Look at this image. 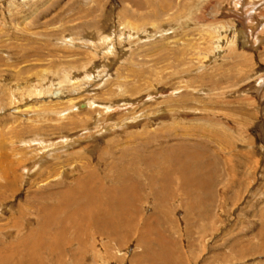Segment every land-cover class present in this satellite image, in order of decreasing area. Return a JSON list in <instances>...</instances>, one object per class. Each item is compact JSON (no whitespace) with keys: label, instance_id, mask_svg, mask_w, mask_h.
Instances as JSON below:
<instances>
[{"label":"rangeland","instance_id":"obj_1","mask_svg":"<svg viewBox=\"0 0 264 264\" xmlns=\"http://www.w3.org/2000/svg\"><path fill=\"white\" fill-rule=\"evenodd\" d=\"M162 3L0 0V264H264V0Z\"/></svg>","mask_w":264,"mask_h":264},{"label":"bare ground","instance_id":"obj_2","mask_svg":"<svg viewBox=\"0 0 264 264\" xmlns=\"http://www.w3.org/2000/svg\"><path fill=\"white\" fill-rule=\"evenodd\" d=\"M160 2H164V3H162V4H164V5H166L165 4V2H166V0H160ZM168 4V3H167ZM263 15V14H262ZM128 24V26H129V23H127ZM233 52H236L235 51V48L233 49ZM232 52V53H233ZM235 55H237L236 53H235ZM13 97H14V95H13ZM12 102V101H11ZM13 103V102H12ZM5 139V138H4ZM151 142V141H150ZM187 151H190V150H187ZM184 152V151H183ZM186 152V151H185ZM192 156L193 155H191L190 154V152L188 153V152H186L184 155H183V157H184V161H183V158H181V162H183V166L185 165V162H186V160L185 159H189L190 157H191V159H192ZM178 159V158H177ZM190 159V160H191ZM167 161V160H166ZM165 161V162H166ZM185 168V167H184ZM184 168H182L183 170H184ZM187 168V167H186ZM118 170V169H117ZM125 170V169H124ZM180 171H181V169H180ZM203 171H204V169H203ZM184 172V171H183ZM94 173V172H93ZM91 175V174H90ZM119 175V174H118ZM79 178V177H78ZM89 179V178H88ZM117 180V179H116ZM91 182H89L88 184H85V182L84 181H80V182H78V186H77V188L76 189H72V188H67V189H63V188H61V189H58L57 191H56V193H58L60 196H67V198H65V199H67V202H75V203H78V201L76 202L75 200H73V199H75L77 196H78V194L81 192V191H84V192H86L85 190H86V188H87V193L90 191V188H91ZM41 185V184H40ZM100 187H102V185L100 186ZM104 187V186H103ZM113 189V188H112ZM112 189H110V190H108L109 191V193L111 194L112 193ZM118 189V188H117ZM116 190V189H115ZM114 190V191H115ZM92 191V190H91ZM97 191V190H96ZM107 191V192H108ZM120 191V190H119ZM93 193V192H92ZM123 193H124V191H123ZM123 193H122V195H123ZM97 194V193H96ZM128 194H129V191H128ZM49 195V194H48ZM93 196V195H92ZM46 197V196H45ZM50 197V196H49ZM86 197H89V194L88 195H86ZM95 196H93V198H91L90 199V202H92V203H95V204H97V201L95 200L96 199V197L94 198ZM98 197V196H97ZM125 198V197H124ZM123 198V199H124ZM133 198V197H132ZM137 198V197H136ZM38 199V198H37ZM65 199L63 198V203H64V208H62V206L60 207V209L59 208H57V207H43L44 209H42L40 212H42V214H40V216L38 215V218H39V224H38V227H35L33 230H31V235H30V238H31V243L28 245V244H24V246H28V251H30L31 253H32V255H33V252L35 253V256L33 255V257H36V256H39L38 255V251H35V250H37V249H43L44 247H45V242H44V237H45V235H46V233L47 232H49L50 234H52V232L49 230L50 229V226L56 221V219H57V217H58V214H61L62 212H66L67 210V208H68V205L65 203L66 201H65ZM87 199V198H86ZM122 199V200H123ZM31 202V201H30ZM89 203V202H88ZM123 203H125V202H123ZM90 204V203H89ZM43 205V204H42ZM96 206V205H95ZM121 206V205H120ZM94 207V205L93 204H91L90 206H89V208H90V210H92V208ZM98 207V206H97ZM59 210V211H58ZM86 211V209L84 208V209H81V208H77L76 210H75V212L76 213H74V214H72V213H70V214H72L73 216L75 215V216H77L78 214H80L82 211ZM96 211H98V210H96ZM95 214H96V216H98V214L95 212ZM72 215H70V216H72ZM50 223H52L51 225H50ZM19 225V224H18ZM17 226V225H16ZM49 226V227H48ZM52 226H54V224L52 225ZM59 233V232H58ZM62 233V231H60V234ZM59 234V235H60ZM55 236V238H56V235H54ZM48 237V236H47ZM54 238V237H53ZM46 239V238H45ZM25 240H28V239H25ZM47 240V239H46ZM27 242V241H26ZM24 243V242H23ZM28 243V242H27ZM47 243V242H46ZM32 255H31V257H32ZM37 258V257H36ZM32 260V259H31ZM35 260L33 259V261H31V262H34Z\"/></svg>","mask_w":264,"mask_h":264}]
</instances>
